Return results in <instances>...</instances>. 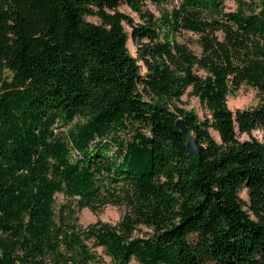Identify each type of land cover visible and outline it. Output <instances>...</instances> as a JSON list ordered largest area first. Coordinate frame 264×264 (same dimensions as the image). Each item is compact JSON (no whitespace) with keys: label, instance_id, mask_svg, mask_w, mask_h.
Masks as SVG:
<instances>
[{"label":"trees","instance_id":"1","mask_svg":"<svg viewBox=\"0 0 264 264\" xmlns=\"http://www.w3.org/2000/svg\"><path fill=\"white\" fill-rule=\"evenodd\" d=\"M235 1L0 0V264H264V0Z\"/></svg>","mask_w":264,"mask_h":264},{"label":"rangeland","instance_id":"2","mask_svg":"<svg viewBox=\"0 0 264 264\" xmlns=\"http://www.w3.org/2000/svg\"><path fill=\"white\" fill-rule=\"evenodd\" d=\"M225 4L227 9L229 10H235L237 7V2L235 0H225ZM147 7L153 11H155L157 14L159 13L160 8H165V6H155L153 3L149 2L147 4ZM120 10L126 12L128 15L134 18L136 22H141V19L138 14H136L130 7L127 5H122L120 7ZM89 20L98 22L99 19L94 16H89ZM128 30L131 31L130 27L127 26ZM179 41H185L187 42L190 47H192L197 53L201 52V47L197 42L198 36L194 34L192 31H183L177 36ZM128 47L131 51V53L134 56H137V44L132 38V35L130 33L129 40H128ZM140 64H142L143 72L145 71V66H143V62L139 61ZM200 73L204 74V70H200ZM260 101V94L257 88L248 85L243 84L241 88L236 91L229 94L228 97V104L230 109H232L234 112L237 109H250L256 107V105ZM175 105L182 107L186 110H193L196 114L200 116V118L204 119L207 115V110L200 101L199 97L192 93V88L189 87L186 91V93L181 97L180 100H174ZM215 136L218 137L217 132L213 131ZM250 137H256L262 141H264V134L261 130L257 129L252 132L251 135H248L247 133H244L241 135V139H249ZM241 197L246 203V208L249 203V196L247 194V190L243 189L241 190ZM64 200V196L60 195V201ZM124 212L123 207H119L116 205H108L106 206L102 211L95 212L89 207H85L80 212V223L83 225H88L92 222H95L96 220H103L111 223H116L120 217L122 216ZM101 250V248H99Z\"/></svg>","mask_w":264,"mask_h":264},{"label":"water","instance_id":"3","mask_svg":"<svg viewBox=\"0 0 264 264\" xmlns=\"http://www.w3.org/2000/svg\"><path fill=\"white\" fill-rule=\"evenodd\" d=\"M177 127L187 136V147L191 156L199 155V146L193 132L189 129L187 122L182 117L176 121Z\"/></svg>","mask_w":264,"mask_h":264}]
</instances>
